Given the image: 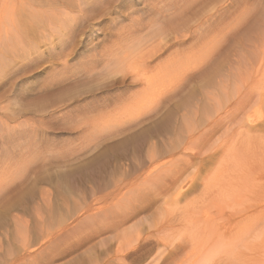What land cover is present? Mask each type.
Returning <instances> with one entry per match:
<instances>
[{
  "label": "rangeland",
  "instance_id": "rangeland-1",
  "mask_svg": "<svg viewBox=\"0 0 264 264\" xmlns=\"http://www.w3.org/2000/svg\"><path fill=\"white\" fill-rule=\"evenodd\" d=\"M112 1L101 3L96 15L82 20L72 38L61 43L47 26L35 36L28 32L27 40L39 45L42 56L34 54L33 64L24 60L3 71L9 74L0 79V264H123L116 259L124 255L119 251L136 255L138 247L155 251L140 264H192V257L203 255L206 246L200 243L209 227L217 224L224 232L227 220L264 215V0ZM160 4L173 5L172 15L160 13ZM151 14L168 26H160L165 32L178 35L175 47L154 61L155 42L147 45L154 39L144 37L157 29H137L150 24ZM5 25L0 22V53ZM182 31L190 34L179 37ZM118 32L134 33L130 40L144 35L139 37L146 49L131 64L144 67L142 55L150 63L145 69L126 66L124 84L103 90L112 68L105 70L108 62L100 61V51L119 39ZM92 47L98 55L90 58ZM11 48L5 50L11 53ZM88 60L92 64L84 66ZM139 74L146 82L156 75V85L162 80L159 92L150 93L159 97L147 96L152 87L136 80ZM139 129L147 135L136 140L147 143L135 157L146 161L154 150L158 155L130 176L133 162L138 163L131 143H116ZM92 159L100 169L97 181L76 187L63 202L54 181L59 187L69 183L68 174L79 166L85 172ZM110 193L115 194L101 199ZM92 231L99 233L78 247ZM251 244L241 241L239 251ZM74 245L77 250L67 251Z\"/></svg>",
  "mask_w": 264,
  "mask_h": 264
},
{
  "label": "bare ground",
  "instance_id": "bare-ground-1",
  "mask_svg": "<svg viewBox=\"0 0 264 264\" xmlns=\"http://www.w3.org/2000/svg\"><path fill=\"white\" fill-rule=\"evenodd\" d=\"M105 0H0V22H1V25H2V22H6L7 23V26L5 25V28L8 29L7 30H4V32H6V35H5V48L3 49V52L0 53V79L3 77H6L8 76V71H4V69L6 70L7 67H11L12 64H16V66H18L22 61H27L28 63L26 65H28L29 63L33 64V62L35 61V58L33 57V55L37 54L38 57H41L42 56V52L40 51L41 49L38 47V46H35L34 42H32V40H27L28 38V32L33 34L35 36V34H37V31H41L42 28H46L49 27L51 33L50 34H53L56 38V41L58 43H61V41H63L64 39H70L72 38V32L75 28L78 29V24L82 22V20H84L85 18H88L87 20H90L91 16H93L92 14H94L98 8V6L101 4V3H104ZM112 1V0H111ZM119 1V0H118ZM122 1V0H121ZM130 1V0H129ZM139 1V0H138ZM110 2V1H109ZM113 2V1H112ZM116 2V0H115ZM132 2V1H131ZM144 2V1H143ZM123 3V2H122ZM129 3V2H128ZM107 4V2L105 3V5ZM113 4H116V3H112L111 5ZM118 4V2H117ZM121 4V3H120ZM131 4V3H130ZM156 4V3H155ZM107 5L110 6V4L108 3ZM150 6V4H147ZM163 5V4H162ZM119 6V5H117ZM116 6V7H117ZM157 6V5H156ZM155 6V7H156ZM161 6V4L158 6V8ZM173 6V5H172ZM172 6L171 8L169 7H166L164 5V7L162 8H159L158 11H160V13L164 12H168L167 14H171L173 11H172ZM107 7V6H106ZM104 7V9L106 8ZM148 7V6H147ZM102 8V7H101ZM114 8V7H113ZM151 8V7H150ZM100 9V8H99ZM156 9V8H155ZM154 9V10H155ZM152 11L153 8L151 9ZM157 10V9H156ZM163 10V11H162ZM100 12V10H98ZM102 11V10H101ZM151 11V12H152ZM215 11V10H214ZM213 11V12H214ZM146 12L147 13V9L144 11V13ZM176 12V11H174ZM218 12H223V11H218ZM98 13V12H97ZM135 13V12H134ZM137 13V12H136ZM217 13V12H216ZM159 14V13H158ZM91 15V16H90ZM96 15V14H94ZM172 15V14H171ZM218 15V14H217ZM149 16V15H148ZM147 16V17H148ZM150 19H149V23H145L143 24L142 26H139L137 25V29L140 30H144L146 31L145 29H148V31H150L152 29V27H154L155 29L157 30H152L150 32H143V34H145V37L144 39H148V42L151 41V39H154L155 40V37H156V40H152V42H150L149 44H147L148 46L152 45L151 43L155 42V44L153 43V46L152 47V57L150 58V55L148 56V58H150V61H154L155 57H158V54L162 52L163 54V51H169L170 49L172 50V47L175 45V42L177 41L178 39V35L175 36V33L173 34V32L171 33H167L165 32V29H167L168 26H165L163 25L164 22L160 23V20L159 18L158 19H154L152 16V14L150 15ZM158 16V15H157ZM164 16V15H162ZM95 17V16H94ZM92 17L95 21L96 19ZM159 17V16H158ZM161 17V15H160ZM170 17V16H168ZM172 17V16H171ZM215 17V16H214ZM98 18V16H97ZM156 18V17H155ZM213 18V17H212ZM137 19V18H136ZM139 19V18H138ZM166 19V16H164V19ZM170 19V18H169ZM168 19V20H169ZM93 20V21H94ZM99 20V19H98ZM172 20V18L170 19ZM86 21V20H85ZM84 21V22H85ZM92 21V20H91ZM90 21V22H91ZM133 21V20H132ZM168 22V21H167ZM89 24H92L94 25L93 23H89ZM132 24V23H131ZM155 24V25H154ZM81 26V24H79ZM163 26V28H160V26ZM171 26H169V29H175L174 25L170 24ZM4 26V25H3ZM79 26V27H80ZM91 26V25H90ZM145 26V27H144ZM4 28V27H3ZM4 28V29H5ZM20 28L22 29L21 31L23 32L24 31V35L26 36H20L18 35ZM23 28H25L27 30V32L25 33V30H23ZM41 29V30H40ZM48 29V28H47ZM92 29V28H91ZM133 29L136 31V27L134 26L131 30L133 31ZM2 30V29H1ZM121 30V29H120ZM168 30V29H167ZM177 30V28H176ZM19 31V32H18ZM122 31V30H121ZM134 31V32H135ZM3 32V33H4ZM21 32V33H22ZM48 32V31H47ZM128 32V31H126ZM187 32V31H186ZM19 33V34H21ZM46 33V32H44ZM139 33V32H138ZM1 34V33H0ZM130 34V33H129ZM134 34V33H132ZM130 34V35H132ZM142 34V33H140ZM180 34V32H179ZM188 34V33H187ZM187 34H184L183 35V31H182V35H179V37H182V38H185L187 36ZM190 34V33H189ZM188 34V35H189ZM130 35H125L123 33H119L117 34V36L119 37V39L117 38L116 42L115 43H112L111 46L109 47H103V50L100 51L101 54H102V57L100 59V61H107L108 62V66L106 68V65H105V70L106 69H109V68H112L111 71L112 72H109L110 69L108 70V75L107 78H106V82L105 84L103 85L104 86V89L103 90H109V89H115L116 85L117 84H124L125 80H126V77L128 75H126L125 73V69H126V66H130L128 68H131L135 65L131 64L133 62H136V61H133L132 62V59H135V54L137 53H140L142 52V49H143V46L145 44V40L143 38H140V37H143V36H137V37H133L132 40H130ZM195 35V34H193ZM4 36V35H3ZM43 38L48 36L47 34L45 35H41ZM52 36V35H51ZM53 36V37H54ZM105 36V35H104ZM172 36V37H171ZM37 37V36H36ZM40 37V38H42ZM77 37V36H76ZM75 37V38H76ZM83 37V36H82ZM90 37V36H88ZM169 37V39H168ZM39 37L37 39H40ZM42 38V39H43ZM48 38V37H47ZM52 38V37H51ZM140 38V39H138ZM180 38V39H182ZM27 41H26V40ZM31 39H36V38H31ZM50 39V38H49ZM143 39V42L141 41ZM168 39V40H167ZM3 40V39H2ZM17 41V42H16ZM26 41V42H25ZM35 43L37 42L36 40H34ZM77 41V40H76ZM91 41V40H89ZM93 41V40H92ZM112 41V39H111ZM16 42V43H15ZM44 42V41H43ZM50 42V41H48ZM75 42V41H74ZM88 42V40H87ZM105 42V41H104ZM107 42V41H106ZM2 42H0L1 44ZM42 43V41L40 42ZM99 43V42H98ZM101 43V42H100ZM3 44V43H2ZM14 44V45H13ZM51 46L53 47H56V45H53V43H49ZM91 44V43H89ZM84 45V44H83ZM96 45V44H95ZM101 45V44H99ZM146 45V46H147ZM50 46V47H51ZM7 47V48H6ZM13 47V48H11ZM63 47V46H62ZM60 47V48H62ZM96 47H99V46H96ZM96 47H92L90 49H86L88 51V54H92V55H88L90 58L93 57V56H97L98 53H96ZM175 47V46H174ZM1 48V47H0ZM11 48V53H9L8 51H6L7 49H10ZM110 48V49H109ZM144 48L146 49V47L144 46ZM6 49V50H5ZM151 49V48H150ZM52 50V49H51ZM10 51V50H9ZM30 51V52H29ZM8 52V55L7 53ZM93 52V53H92ZM148 52V51H147ZM44 53V52H43ZM73 53V52H72ZM150 53V51H149ZM5 54L7 56H5ZM9 54H11L12 56H9ZM15 54V55H14ZM136 54V55H137ZM141 54V53H140ZM144 54V53H143ZM151 54V53H150ZM165 54V53H164ZM9 56V57H8ZM11 57V58H10ZM139 57L136 56V58ZM162 57V55H161ZM58 58V57H57ZM38 59V58H37ZM139 59V58H138ZM158 59V58H156ZM83 60H85V58L83 57ZM149 59H144V55H142V63L144 65V67H142L141 63L140 65H136L138 68L141 66V68H144L150 63V61H148ZM24 61V62H25ZM99 61V59H98ZM157 61V60H156ZM67 62V59L65 60V57H64V63ZM138 62V61H137ZM23 63V62H22ZM106 63V62H105ZM138 63V64H139ZM159 63V62H158ZM157 63V64H158ZM92 64V61L88 60L86 64L83 63L84 66H88V65H91ZM131 64V65H130ZM135 64V63H134ZM66 65V64H65ZM146 65V66H145ZM22 66V65H21ZM135 66V68H136ZM6 67V68H5ZM68 67V66H66ZM99 67V66H98ZM109 67V68H108ZM150 67V66H149ZM157 67V66H156ZM14 68V67H13ZM16 68V67H15ZM18 68V67H17ZM140 68V69H141ZM192 68V67H191ZM12 69V68H11ZM10 69V70H11ZM139 69V70H140ZM144 69L143 71H139V73H141L142 75L143 72H144ZM147 69V68H146ZM8 70V69H7ZM9 70V71H10ZM98 70V69H97ZM128 69H126L127 71ZM136 70V69H134ZM142 70V69H141ZM162 70V69H161ZM160 70V71H161ZM194 70V68H193ZM196 70V69H195ZM67 71V69H66ZM107 71V70H106ZM148 71V69H147ZM128 72V71H127ZM135 72V71H134ZM162 72V71H161ZM161 72H159L160 74H157L158 75H161ZM185 72V71H184ZM2 73V74H1ZM11 73V72H10ZM107 73V72H106ZM138 73V71H137ZM139 74V76H141L140 79H136V80H141V81H145L146 84L149 83V85L152 87V92H148L149 94L147 96H150V93H154L153 90L155 91L156 90V87H160L161 84L160 81L158 85L156 80L153 81V77L156 75H153L152 77V80L150 81L149 79H147V82L146 80L142 79V75ZM147 74V73H146ZM167 73L165 72H162V75H166ZM161 75V76H162ZM138 78L139 76L136 75ZM136 76H133V77H136ZM168 75H166L165 79H169L167 78ZM154 77V79H156ZM163 77V76H162ZM170 77V76H169ZM164 78V77H163ZM171 78V77H170ZM189 78V77H188ZM133 79V78H132ZM151 79V78H150ZM159 79V77H158ZM157 79V80H158ZM175 80V79H174ZM152 81L155 83L153 84ZM169 81V80H168ZM167 81V82H168ZM143 83V82H142ZM177 83V81H176ZM144 84V83H143ZM145 84V85H146ZM165 84V82H164ZM171 84V83H170ZM178 84V83H177ZM144 85V86H145ZM167 85V83H166ZM150 86H146V88L148 89H151ZM162 86L163 85V82H162ZM168 86V85H167ZM179 86V85H177ZM166 87V86H165ZM164 87V89H165ZM155 88V89H154ZM157 88V90H158ZM163 89V87H161ZM175 88V86H174ZM162 89H160L162 91ZM178 89V87L176 88ZM156 90V92H157ZM168 90V89H167ZM147 91V90H146ZM170 91H173V88H172V84L170 86ZM170 91L168 93H170ZM177 91V90H176ZM155 92V95L154 96H150L151 98H156V97H159L158 96V93ZM159 92V90H158ZM104 93V92H103ZM147 93V92H146ZM172 93V92H171ZM165 94V92L163 93ZM161 94V95H163ZM167 95V94H166ZM146 96V95H145ZM170 96V95H168ZM161 97V96H160ZM164 97V95H163ZM149 98V99H151ZM148 99V97H147ZM160 99H163V98H160ZM160 99H157L155 100L157 103L160 102ZM162 101V100H161ZM152 102V101H151ZM155 102V103H156ZM138 118V116H137ZM141 118V117H140ZM138 118V119H140ZM154 125H156V123H154ZM28 128V127H27ZM146 130V129H145ZM147 130L146 132L144 131V129H139L137 131H135V133H133L132 135H127L126 137H124V139L118 141L116 143V146H121V145H129L127 143H131V148H130V152H132L131 156L136 158L135 156H138V158L140 157V155H142L141 153L137 154L138 151H141L143 150L144 146L146 145V141L147 140H142L144 138L143 134L147 135ZM133 136V137H132ZM140 136L143 138L139 141H137L136 139H139ZM135 139V141H134ZM114 146V147H116ZM112 147V146H110ZM127 148V149H129ZM126 149V148H125ZM153 151V150H152ZM151 151V152H152ZM155 152V150L151 153L153 154ZM147 155L148 158H146L147 160L144 161V160H139L138 161V158L137 159V162L138 163H135V161L133 162L134 164H136L134 166V171L130 172V176L131 174H140L141 171L146 168V162L149 161L150 164L153 162V160H156L155 159V156L158 155L156 154V152L154 153V155ZM156 154V155H155ZM129 155V154H128ZM101 156V155H100ZM98 156V157H100ZM145 156V157H147ZM143 157V156H142ZM95 158V157H94ZM93 158V159H94ZM134 158H131L132 160ZM92 159V160H93ZM98 158H96L97 160ZM118 159V158H117ZM142 159V158H141ZM144 159V158H143ZM91 160V161H92ZM95 160V159H94ZM94 160L92 162H90V165L87 167V170L85 172H83L82 170L83 169H79V167L74 170L71 171L70 174H68L69 178L72 179L73 177V183L74 185H71L70 184V180L69 179V183H65L66 185L69 184V188L67 189L66 185L64 184L62 187H59V183L58 182H55L54 181V184H55V187L57 188V192H58V196H61L59 197V199L61 198L63 202H66V197H70L69 195H71L72 193H70L73 189H76V187H80V186H83L85 183L87 185H89V181L93 182L95 181V173L96 172H100V169L95 167L93 163ZM116 160V159H115ZM135 160V159H134ZM114 162V161H113ZM155 162V161H154ZM86 163V162H85ZM88 163V161H87ZM109 164V162H108ZM133 164V165H134ZM149 164V163H147ZM84 165V164H82ZM114 165V164H113ZM94 166V167H92ZM149 166V165H148ZM132 167V166H131ZM81 168V167H80ZM105 168V167H104ZM108 168V167H107ZM117 168V167H116ZM103 169V168H102ZM113 169V168H112ZM133 169V167H132ZM104 171V170H103ZM98 174V173H97ZM102 174V173H101ZM105 174V172H104ZM144 174V173H143ZM68 175H64L62 177V179L66 180V178H68ZM77 175L78 177H76V179H74V176ZM112 175V174H111ZM111 175L109 177V180L111 179ZM97 176V175H96ZM117 176V175H116ZM115 176V177H116ZM99 177V176H97ZM107 177V176H106ZM114 177V178H115ZM102 178V177H101ZM114 178H113V181H114ZM129 176H126L125 180H128ZM103 179H104V176H103ZM107 178H105L106 180ZM68 180V179H67ZM120 180V181H119ZM97 181V180H96ZM102 181V180H101ZM118 182L122 183L123 184V181L121 179H118L117 180ZM63 183V181H61ZM60 182V183H61ZM115 182V181H114ZM100 183V182H99ZM178 183V182H177ZM101 184V183H100ZM109 182H107L106 185H108ZM79 185V186H78ZM85 185V186H86ZM92 185V184H90ZM98 185V184H97ZM120 185V184H119ZM93 186V185H92ZM109 186V185H108ZM116 186V185H115ZM121 186V185H120ZM118 186L117 190H120L121 187ZM88 187V186H87ZM94 187V186H93ZM92 187V189H93ZM138 187V185H137ZM140 187V186H139ZM91 188V186H90ZM182 191H181V194H184V190L183 188H180ZM89 191V190H88ZM97 191V190H96ZM87 192V191H86ZM94 192V191H93ZM115 193H110V194H105L104 196L101 197V199H106L107 197H111V196H114ZM92 196H93V193H92ZM95 196V195H94ZM87 197V196H85ZM124 198V197H123ZM100 201V200H99ZM64 205V203L62 204ZM57 210V209H56ZM139 211V209L137 210ZM260 212V210H259ZM263 214V213H262ZM129 216V215H128ZM127 215L126 216H123V218H129ZM261 216V215H260ZM259 217V216H258ZM192 218H195V215L194 217L192 216ZM254 219V218H253ZM250 220V219H243V220H227L226 223L224 224L225 228H226V231L222 230L221 232V228L219 227L220 225H217V224H214L216 226H214L212 223V226L214 227H209V234L205 236L206 238V242H205V238H204V243H200L201 245H204L206 247L204 252H203V255L202 257H198L196 255V257H192L191 259L194 261L192 262V264H227V263H231V264H264V215H262L261 217L259 218H255L254 220ZM124 220V219H122ZM192 220V219H191ZM194 220V219H193ZM206 221V220H205ZM197 222V221H195ZM200 222V221H199ZM212 222V221H211ZM198 223V222H197ZM204 223V222H203ZM201 224V223H200ZM209 225V223H206ZM197 225V224H195ZM208 225L206 228H208ZM211 226V225H210ZM111 227H113V225H111ZM193 227H196V226H193ZM220 230H218L219 228ZM110 227H107V228H103L102 231H107ZM200 228V227H199ZM218 228V229H216ZM192 229V228H191ZM199 230V229H197ZM202 230V229H201ZM93 232V231H92ZM197 232V231H196ZM204 232H205V228H204ZM207 232V233H208ZM94 233V234H93ZM92 235L89 234V236H86L87 238L83 239L82 241L79 242L80 245H78V247H82L81 245L85 242H90L91 240H93V238L95 237V235L99 232H93ZM203 234V231L201 232ZM42 234H38L39 237H41ZM91 235V236H90ZM37 236V237H38ZM199 236V235H198ZM204 236V234H203ZM85 237V236H84ZM200 237H202L200 235ZM202 238V239H203ZM41 240V238H39ZM245 239H250L252 241V244L250 246H248L247 248H244L242 251L240 250L239 251V247L241 245V241L245 240ZM36 242V241H35ZM193 242V241H192ZM197 242V241H195ZM194 242V243H195ZM254 242L258 243L257 245H254ZM191 243V242H190ZM199 243V242H198ZM42 244V243H41ZM72 244V243H71ZM194 245V244H193ZM201 251H203L202 249V246H199ZM71 249H74V250H77V246H73L72 248H70L69 250L67 251H71ZM196 249V248H195ZM198 249V248H197ZM109 250V249H108ZM107 250V251H108ZM194 250V248H193ZM199 250V249H198ZM64 251V250H63ZM110 251V250H109ZM77 252V251H76ZM118 252V250H117ZM117 252H116V255H117ZM119 252H122L124 253V255L122 256H118V258H116L118 261H120L121 263L123 264H140L141 262H143L148 256H151V255H155V251H154V247H149V248H146V249H141L140 247L136 248V255H130V254H126L127 253V249L125 250H120ZM73 253V252H72ZM154 253V254H153ZM199 254L201 252H198ZM197 254V252L195 253ZM127 258H131L130 261H127ZM202 259L203 258V261H198V259ZM202 262V263H200Z\"/></svg>",
  "mask_w": 264,
  "mask_h": 264
}]
</instances>
